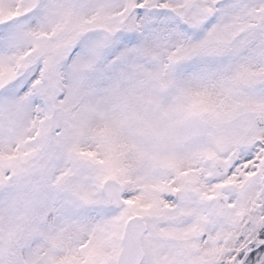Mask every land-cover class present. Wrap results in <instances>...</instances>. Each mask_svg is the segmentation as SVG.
<instances>
[{"label": "snow or ice", "instance_id": "snow-or-ice-1", "mask_svg": "<svg viewBox=\"0 0 264 264\" xmlns=\"http://www.w3.org/2000/svg\"><path fill=\"white\" fill-rule=\"evenodd\" d=\"M0 264H264V0H0Z\"/></svg>", "mask_w": 264, "mask_h": 264}]
</instances>
